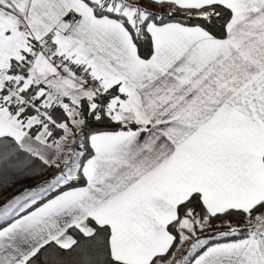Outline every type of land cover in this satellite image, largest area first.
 <instances>
[{"label": "snow or ice", "instance_id": "1", "mask_svg": "<svg viewBox=\"0 0 264 264\" xmlns=\"http://www.w3.org/2000/svg\"><path fill=\"white\" fill-rule=\"evenodd\" d=\"M0 264H264V0H0Z\"/></svg>", "mask_w": 264, "mask_h": 264}]
</instances>
